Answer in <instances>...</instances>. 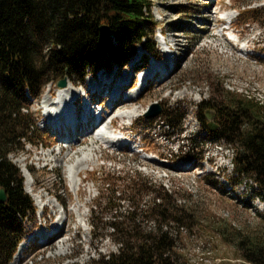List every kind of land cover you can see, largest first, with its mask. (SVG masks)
<instances>
[{
	"label": "rangeland",
	"instance_id": "obj_1",
	"mask_svg": "<svg viewBox=\"0 0 264 264\" xmlns=\"http://www.w3.org/2000/svg\"><path fill=\"white\" fill-rule=\"evenodd\" d=\"M149 1V14L155 25L148 39L155 43L156 52H145L147 55L134 69L123 91L126 96L133 95L132 101L113 113L118 116L129 109L133 116L116 120L113 129L112 135L120 137L124 146L109 138H90L77 142L69 150V158L55 161L53 155L66 143L58 141V133L46 129L45 111L40 106L45 95L52 98L57 93L61 79L45 84L35 98L26 92L29 117L37 129L30 137L36 143L25 145L23 150L10 154L9 159L20 170L23 190L35 210L22 220L24 237L15 252L22 243L24 248L17 264H86L90 259L116 254L120 236L106 227L114 221V212L105 203L110 195L107 187L124 198L121 211L127 203L138 205L135 215L144 202H152L164 188L172 208L166 206L161 215L145 211L139 220L140 227L147 232L155 228L157 220L166 221L163 230L174 244V264H252L245 261L239 249L254 247L256 243L264 247V189L257 187L249 176L234 172L233 151L228 142L211 138L207 123L215 124V114L211 120L207 116L214 113L212 109L202 111L207 128L197 118V105L211 97L215 86L264 105V0ZM248 8L258 13L247 17L239 14ZM227 21L229 32L221 31V25ZM141 49L140 45L136 47L133 61L144 52ZM163 50L176 59V67L165 81L157 74L150 85L139 90L140 75L152 61L164 60ZM106 69L116 71L119 79L129 64L121 68L111 65L95 74L105 75ZM89 74L82 82H74L73 88H84L91 80ZM66 82L72 83L67 79ZM138 90L141 92L137 94ZM184 91L185 97L180 95ZM107 101L95 97L94 109L104 110L106 116L111 112ZM153 103L159 105L160 112L147 117ZM174 111L181 115L180 123L174 121L166 126L163 114ZM131 137L135 142L130 141ZM50 151L54 154L47 159L52 162L39 160L41 154ZM82 157V164L75 169ZM18 158L25 168L16 162ZM183 163L188 165L187 169L178 167ZM95 171L100 174L94 175ZM126 174L132 175L134 181L114 178ZM36 195L48 205L45 213L38 208ZM59 202L68 209L64 232L57 235L60 238L53 245L47 246L35 234L48 223L53 224L57 214L51 216L52 206L59 210ZM89 221L97 225L96 237L90 234ZM63 239L68 241L66 254L61 255L58 241ZM12 259L13 256L9 263Z\"/></svg>",
	"mask_w": 264,
	"mask_h": 264
},
{
	"label": "trees",
	"instance_id": "obj_2",
	"mask_svg": "<svg viewBox=\"0 0 264 264\" xmlns=\"http://www.w3.org/2000/svg\"><path fill=\"white\" fill-rule=\"evenodd\" d=\"M149 11V0H0V188L6 194V201L0 203V264L11 260L24 237L22 220L35 210L23 190L20 170L9 159L25 145L36 143L30 137L37 129L29 117L26 92L35 98L49 82L66 78L73 84L101 68H121L139 45L155 53V43L148 39L155 25ZM257 13L253 8L239 12L246 17ZM101 26L106 30L101 31ZM263 106L217 86L209 99L197 105V118L205 128L202 111L210 108L215 113L216 128L209 132L213 140L224 139L231 145L234 172L249 176L262 189ZM163 116L167 118L166 126L181 120L176 111ZM97 174L100 173L95 171ZM114 178L122 182L135 179L130 174ZM106 190L110 195L105 203L114 212V221L106 227L119 234L120 246L116 254L90 259L86 264H174V244L163 230L166 221L157 220L155 228L147 232L139 220L145 211L161 215L166 206L172 208L164 188L152 202H144L136 215L138 205L127 203L121 211L124 198L116 196L115 190ZM89 227L90 234L96 237L97 225L89 221ZM239 250L246 262L264 264V247L258 243Z\"/></svg>",
	"mask_w": 264,
	"mask_h": 264
},
{
	"label": "bare ground",
	"instance_id": "obj_3",
	"mask_svg": "<svg viewBox=\"0 0 264 264\" xmlns=\"http://www.w3.org/2000/svg\"><path fill=\"white\" fill-rule=\"evenodd\" d=\"M225 19L229 20L230 15L226 16ZM145 52L146 51L143 52L144 55L142 53L138 58H136L135 61H133V59L131 58L128 60L126 64H129V69L124 72L123 76L119 79L116 78V71L106 69L105 75L101 74L100 77L96 74H89L91 75V80H88V83L86 82L85 87H82L81 90L74 89V84H68L65 87H58L57 93L54 94L52 98L49 95H45L43 97V100L41 101L42 106L40 107L45 111V114H43V120L46 129L51 133H58L60 135V140L58 141L66 143V145L58 147V153L54 154L53 151H50L47 154H41V157H39L40 161L52 162V159H47V157L53 154V158L55 159V161H62L65 157L69 158V156H71L69 150L73 149L75 145H78V143H84L86 140H90V138L96 140L109 138L113 139L114 142H121L120 137L112 135L113 129H116V120L120 118L124 119L130 117L131 112H129V109H125L124 112H121V114H119L118 116L114 115L113 113L117 108H122L124 107V105H127L128 103H130V101H132L133 95L126 96L124 95L123 91L127 83L132 79V73L134 69L138 68L141 65L139 62L142 61V59L144 58L143 56L147 55L146 53L148 52ZM163 52L165 53L164 60L152 61L149 64V67H147L143 72V75H140L141 84L139 90H142L150 85L151 81L157 74H159V79H163L162 82L165 81L166 78L170 76L168 74L174 69V67H176V59L173 56H170L169 51L163 50ZM139 90L137 94L141 92ZM180 95L185 97V91L183 93L181 92ZM83 96L87 98L85 102L89 106L88 109H86L85 107V102L82 103L81 98ZM95 97H101L102 100H108L106 106L107 108H110L111 112L106 116V112H104V110L98 111L97 109H94ZM131 117L133 118V116ZM95 118L100 119V121H95ZM121 131L123 130L121 129ZM83 135L85 136L84 138H82ZM129 139L131 142H135L133 137ZM121 144L122 146L125 145L123 142H121ZM64 151H67V153L65 156H62ZM83 160L84 157L76 162L75 169H78ZM16 162L19 165H22L24 168L26 167L23 164V160L21 158H18ZM187 166L188 165L184 163L182 165H178L180 169H187ZM71 174L72 171L71 168H69L68 175L71 177ZM75 185L76 184H74V186ZM27 192H30V190H27ZM35 197L36 201L38 200V206L39 204L41 205V197L39 195H36ZM59 205L63 209V214L62 212H60V209L54 210V206H52L53 212H51V216L57 214V216L55 217V221L52 225L48 223V225L43 227L39 234H35L36 238L42 239L44 244H47V246L50 244L53 245L54 242L57 241L56 238H60L57 237V235L64 232L63 226L66 222L68 209L62 202H59ZM46 208H48V205L46 203H43V213H45ZM67 241L68 239L58 241L59 254H66L65 250ZM23 244L24 243L18 246L17 251L13 255V259L9 264H17L19 258L20 260L22 259V256H20L19 254L23 251Z\"/></svg>",
	"mask_w": 264,
	"mask_h": 264
},
{
	"label": "water",
	"instance_id": "obj_4",
	"mask_svg": "<svg viewBox=\"0 0 264 264\" xmlns=\"http://www.w3.org/2000/svg\"><path fill=\"white\" fill-rule=\"evenodd\" d=\"M100 30L101 31H105L106 27L105 26H101ZM66 85H67L66 78H63V79H61V80H59L57 82V86L58 87H65ZM159 112H160L159 105L157 103H153L151 105V107H150V110L146 113V116L147 117H155V116H157L159 114ZM213 114H215V113H212L211 116H207V118L209 120H211ZM207 127H208L209 131H213L216 128V125L213 122L210 121V122L207 123ZM5 201H6L5 191H4L3 188H0V203H4Z\"/></svg>",
	"mask_w": 264,
	"mask_h": 264
}]
</instances>
